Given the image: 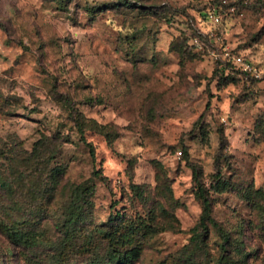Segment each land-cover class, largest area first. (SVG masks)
I'll return each instance as SVG.
<instances>
[{
	"label": "rangeland",
	"instance_id": "rangeland-1",
	"mask_svg": "<svg viewBox=\"0 0 264 264\" xmlns=\"http://www.w3.org/2000/svg\"><path fill=\"white\" fill-rule=\"evenodd\" d=\"M132 1L0 0V264H264V6Z\"/></svg>",
	"mask_w": 264,
	"mask_h": 264
},
{
	"label": "trees",
	"instance_id": "trees-1",
	"mask_svg": "<svg viewBox=\"0 0 264 264\" xmlns=\"http://www.w3.org/2000/svg\"><path fill=\"white\" fill-rule=\"evenodd\" d=\"M125 5L133 6V7H138V3L136 1L132 0H121ZM218 0H210L207 4L208 6H204L203 8H200L199 11L204 14L208 10L209 6L213 3H216ZM132 4V5H131ZM256 4L261 7L264 6V3L261 0H256ZM202 9V10H201ZM224 20H222L223 23ZM185 36V42L189 47H192V45L189 43V40L191 38L190 35H186V33H183ZM219 68H221L223 71L226 72V74L231 70V65L229 63L223 64V63H218ZM242 75V74H241ZM245 77V75H243ZM90 146V149L92 148L90 143H88ZM92 150V149H91ZM193 177L196 181L197 189H196V195L202 202V213L200 216L199 221L197 224L192 228V239L199 241L203 235V233L206 231L208 228V225H211L214 227L221 236L224 237V241L222 243V246L224 248L225 244L229 243V236L228 234L224 231L220 223L213 217L212 214V206H211V196L209 194V190L202 185V183L199 181L198 178V172L196 169H193ZM214 178L216 180L215 185H212L213 188H216L214 190H220L222 187L226 184V181L222 178L221 173L218 171L215 175ZM116 217H111L110 220H115ZM108 263L107 264H125L127 263L126 256L120 255L118 253H113L112 251L108 253L107 256ZM237 261H226V264H236Z\"/></svg>",
	"mask_w": 264,
	"mask_h": 264
},
{
	"label": "built area",
	"instance_id": "built-area-1",
	"mask_svg": "<svg viewBox=\"0 0 264 264\" xmlns=\"http://www.w3.org/2000/svg\"><path fill=\"white\" fill-rule=\"evenodd\" d=\"M239 1L248 2V0ZM236 10L237 5L234 0H219L210 7L207 17L212 25H217L223 20V17L235 13ZM212 56L220 63H229L232 71H237L247 78L261 79L264 77V65L255 61L253 56L229 47L223 41L212 52Z\"/></svg>",
	"mask_w": 264,
	"mask_h": 264
}]
</instances>
